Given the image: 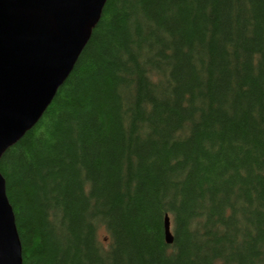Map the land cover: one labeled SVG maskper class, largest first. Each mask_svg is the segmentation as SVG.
<instances>
[{
    "label": "trees",
    "instance_id": "1",
    "mask_svg": "<svg viewBox=\"0 0 264 264\" xmlns=\"http://www.w3.org/2000/svg\"><path fill=\"white\" fill-rule=\"evenodd\" d=\"M0 173L22 264H264V0H106Z\"/></svg>",
    "mask_w": 264,
    "mask_h": 264
},
{
    "label": "water",
    "instance_id": "2",
    "mask_svg": "<svg viewBox=\"0 0 264 264\" xmlns=\"http://www.w3.org/2000/svg\"><path fill=\"white\" fill-rule=\"evenodd\" d=\"M106 0H0V158L40 119L71 72ZM165 242L173 236L163 221ZM0 264H22L0 173Z\"/></svg>",
    "mask_w": 264,
    "mask_h": 264
},
{
    "label": "rangeland",
    "instance_id": "3",
    "mask_svg": "<svg viewBox=\"0 0 264 264\" xmlns=\"http://www.w3.org/2000/svg\"><path fill=\"white\" fill-rule=\"evenodd\" d=\"M103 234V232H101V234L100 235H102Z\"/></svg>",
    "mask_w": 264,
    "mask_h": 264
}]
</instances>
